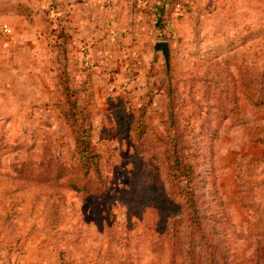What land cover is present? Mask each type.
I'll use <instances>...</instances> for the list:
<instances>
[{
	"label": "rangeland",
	"instance_id": "rangeland-1",
	"mask_svg": "<svg viewBox=\"0 0 264 264\" xmlns=\"http://www.w3.org/2000/svg\"><path fill=\"white\" fill-rule=\"evenodd\" d=\"M151 1L121 0L82 38L83 2L0 0V264H188L161 216L179 134L224 264H264V107L244 89L264 74V0L161 15ZM66 86L81 95L100 179L81 172ZM205 254L198 241L194 264Z\"/></svg>",
	"mask_w": 264,
	"mask_h": 264
},
{
	"label": "trees",
	"instance_id": "trees-1",
	"mask_svg": "<svg viewBox=\"0 0 264 264\" xmlns=\"http://www.w3.org/2000/svg\"><path fill=\"white\" fill-rule=\"evenodd\" d=\"M179 1L174 0L171 3L173 8ZM244 89L248 93L246 95L252 105L258 108L264 107V74L254 94H250L247 85L244 86ZM64 90L65 103L68 107L66 119L75 141V150L81 172L85 177L95 175L97 179H100L101 165L98 155L92 148L91 127L88 124L86 110L81 106V95L76 90L71 91L67 86ZM170 118L173 119V115ZM134 121L135 116L133 114L120 118V122L128 128H131ZM143 135L144 133L138 135V141H141ZM166 155L169 196L161 216L165 223L164 229L168 232L167 235L179 241L185 240L188 264H194L196 259L194 249L197 247L198 241L206 253L205 257L209 264H224V261L227 263V252H222L220 249L222 239L219 240L217 236L219 233L217 225L213 227V233H207L204 228L206 226L202 222L205 219H202L199 214L197 206L199 164L188 154L183 136L179 134V137L170 140L166 147ZM149 190L154 191L152 187Z\"/></svg>",
	"mask_w": 264,
	"mask_h": 264
},
{
	"label": "crops",
	"instance_id": "crops-1",
	"mask_svg": "<svg viewBox=\"0 0 264 264\" xmlns=\"http://www.w3.org/2000/svg\"><path fill=\"white\" fill-rule=\"evenodd\" d=\"M77 0H62L64 3L75 2ZM83 2L84 11H78V15L76 16V21L78 26L82 29V38H89V33L86 34V31L89 30L92 32V37L95 36L96 32L95 25L99 21H101L106 16L113 17L116 6L121 3V0H110L107 8L102 6L99 3V0H78ZM174 0H152L151 3L155 5L156 11L159 15L164 14L166 8L173 2ZM102 6V7H101ZM106 15V16H105ZM86 30V31H85ZM89 34V35H88Z\"/></svg>",
	"mask_w": 264,
	"mask_h": 264
},
{
	"label": "water",
	"instance_id": "water-1",
	"mask_svg": "<svg viewBox=\"0 0 264 264\" xmlns=\"http://www.w3.org/2000/svg\"><path fill=\"white\" fill-rule=\"evenodd\" d=\"M155 52H160L165 60V64L167 69H169L170 66V47L167 42H158L155 44Z\"/></svg>",
	"mask_w": 264,
	"mask_h": 264
},
{
	"label": "built area",
	"instance_id": "built-area-1",
	"mask_svg": "<svg viewBox=\"0 0 264 264\" xmlns=\"http://www.w3.org/2000/svg\"><path fill=\"white\" fill-rule=\"evenodd\" d=\"M106 1V0H103ZM190 2V0H180L176 4V10L179 12L185 11L187 9V4ZM3 33H11L10 29H8L6 26L2 28Z\"/></svg>",
	"mask_w": 264,
	"mask_h": 264
}]
</instances>
